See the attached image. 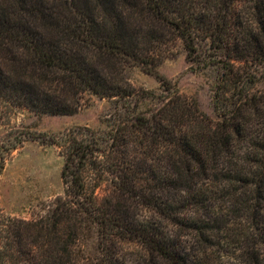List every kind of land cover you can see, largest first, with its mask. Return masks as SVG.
<instances>
[{
  "label": "trees",
  "instance_id": "obj_1",
  "mask_svg": "<svg viewBox=\"0 0 264 264\" xmlns=\"http://www.w3.org/2000/svg\"><path fill=\"white\" fill-rule=\"evenodd\" d=\"M207 42L219 121L158 73L182 52L200 67ZM263 63L264 0H0V102L51 116L88 94L124 102L108 130L46 141L63 195L0 223V264H264ZM137 67L164 97L130 82Z\"/></svg>",
  "mask_w": 264,
  "mask_h": 264
},
{
  "label": "rangeland",
  "instance_id": "obj_2",
  "mask_svg": "<svg viewBox=\"0 0 264 264\" xmlns=\"http://www.w3.org/2000/svg\"><path fill=\"white\" fill-rule=\"evenodd\" d=\"M202 63H190L182 52L166 59L158 73L167 78L180 93L198 102L200 110L215 121L222 118V108L216 105L215 91L223 73L221 65L203 64L215 60L209 42L200 47ZM217 60V59H216ZM257 82L252 92L264 89V63L253 67ZM137 88L164 97L160 81L141 68L129 73ZM135 99L129 100L131 107ZM124 102L103 99L88 94L83 106L74 115H40L26 109H15L0 102V223L6 218L34 220L46 214L52 202L63 195L61 171L64 157L57 146L45 144L49 138L61 137L70 130L88 128L103 132L110 128L114 117L122 112ZM159 100H145L136 112L157 108ZM127 105V104H126ZM96 240L85 243L86 254H96Z\"/></svg>",
  "mask_w": 264,
  "mask_h": 264
}]
</instances>
